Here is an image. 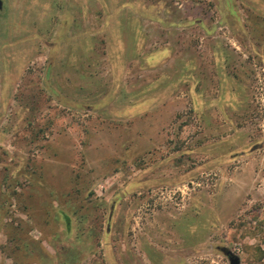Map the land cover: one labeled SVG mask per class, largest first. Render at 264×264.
Segmentation results:
<instances>
[{
    "label": "rangeland",
    "instance_id": "1",
    "mask_svg": "<svg viewBox=\"0 0 264 264\" xmlns=\"http://www.w3.org/2000/svg\"><path fill=\"white\" fill-rule=\"evenodd\" d=\"M0 264H264V0H1Z\"/></svg>",
    "mask_w": 264,
    "mask_h": 264
},
{
    "label": "water",
    "instance_id": "2",
    "mask_svg": "<svg viewBox=\"0 0 264 264\" xmlns=\"http://www.w3.org/2000/svg\"><path fill=\"white\" fill-rule=\"evenodd\" d=\"M2 7V1L0 0V8ZM226 255L230 257L231 264H239L240 258L236 255H234L232 252H227Z\"/></svg>",
    "mask_w": 264,
    "mask_h": 264
},
{
    "label": "flooded vegetation",
    "instance_id": "3",
    "mask_svg": "<svg viewBox=\"0 0 264 264\" xmlns=\"http://www.w3.org/2000/svg\"><path fill=\"white\" fill-rule=\"evenodd\" d=\"M220 250L223 252V253H227V252H229L230 250L229 249H227V248H220ZM231 252V251H230ZM234 254V253H233ZM235 255V254H234ZM228 256V255H227ZM228 258H229V262H230V264H231V261H230V257L228 256ZM241 263V262H240ZM239 263V264H240Z\"/></svg>",
    "mask_w": 264,
    "mask_h": 264
},
{
    "label": "crops",
    "instance_id": "4",
    "mask_svg": "<svg viewBox=\"0 0 264 264\" xmlns=\"http://www.w3.org/2000/svg\"><path fill=\"white\" fill-rule=\"evenodd\" d=\"M0 262H1V259H0ZM18 264H21V262H19Z\"/></svg>",
    "mask_w": 264,
    "mask_h": 264
}]
</instances>
